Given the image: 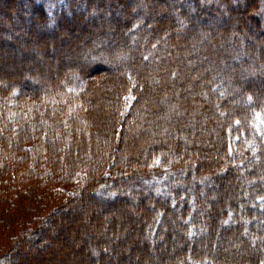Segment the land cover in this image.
Wrapping results in <instances>:
<instances>
[{"label":"trees","instance_id":"16d2710c","mask_svg":"<svg viewBox=\"0 0 264 264\" xmlns=\"http://www.w3.org/2000/svg\"><path fill=\"white\" fill-rule=\"evenodd\" d=\"M0 4V46L52 65L0 72V264L36 261L68 216L92 220L73 230L92 238L83 264H113L130 244L137 264L264 262V89L253 83L264 77V0ZM49 47L84 62L53 65ZM100 202L119 215L97 217ZM121 228L129 239L114 247Z\"/></svg>","mask_w":264,"mask_h":264},{"label":"rangeland","instance_id":"374dc122","mask_svg":"<svg viewBox=\"0 0 264 264\" xmlns=\"http://www.w3.org/2000/svg\"><path fill=\"white\" fill-rule=\"evenodd\" d=\"M9 7L3 4H0V12L1 11H5L8 10ZM114 10L113 9H109L107 13H112ZM207 21H213L214 20H205V21H201L200 24H204ZM108 23V22H107ZM106 23V24H107ZM234 23V22H233ZM100 24V23H99ZM14 25V24H13ZM100 26V25H99ZM252 27V24L250 25ZM21 32V31H20ZM87 29L84 30L82 28H76L75 30H73L72 32V37H83L84 34H86ZM7 33L9 34H15L16 31L12 30V29H8ZM22 33V32H21ZM214 33L211 32V34ZM5 36V35H4ZM7 36H5L6 38ZM24 39L22 40L21 43L27 42L29 41V38L27 35L24 34ZM206 36L198 34L197 38L199 39H204ZM2 38H4L2 36ZM55 39H57V41L59 39H66L64 43H61L60 45H57L56 49L59 51H62L64 49H66L69 41L67 40L68 37L67 36H62V35H55L54 37ZM7 39V38H6ZM264 39V36H263ZM70 40V38H69ZM39 41V39H38ZM18 47L22 50H24L20 45H18ZM260 50L264 49V45L259 46ZM17 49V50H16ZM18 48H16V46L13 47H6V46H0V72H6L9 71L10 72H14V71H20L21 67H25L27 66H32L34 67V65L37 63V65L42 66L44 68V70H49L50 68H52L51 66L48 65H44V63H41L40 61H38V59L40 60V58H36L34 57V53L32 52V50L27 51L28 55L25 57L24 61L19 59V53H18ZM51 48L49 47V50L47 51V59L52 61V64L56 65V63L58 64L60 61H63L64 59L59 58L57 55L59 53V51L56 53V57H50V52ZM58 57V58H57ZM37 59V61H36ZM83 59V58H82ZM80 58H76V57H70L69 59H66L64 61H72V62H76V61H80L84 62V59L82 60ZM34 62H36L34 64ZM223 63V62H222ZM222 65V64H221ZM232 74L236 75L237 80L239 82L240 85L243 84L244 81H246V79H248V76L246 74H240L239 72H233L231 71ZM253 83L255 85L260 86L259 88L264 89V77H262V79L254 81ZM224 85L225 87H234L235 85L232 84L231 81H229L228 79H224ZM132 96L130 94L126 95L124 97V102H123V106H122V110L123 113H125V111L127 110L130 102H131ZM257 129L258 131L261 133V131H263L264 133V119H260L258 120L257 123ZM159 170V169H158ZM209 198L211 200L219 198L218 196V192L215 189L214 191H212V193L210 194ZM126 202L128 204H134V199L132 198H127ZM88 204H82L81 206L77 207V209H75V211L73 213L76 214H82L83 211L85 210V208H87ZM108 211L111 212L110 213V217L114 219L116 216H118L119 214H117L115 211L112 212L111 207H108L107 204L105 203H101L100 202V206L96 211V216L100 217L101 215H103L102 211ZM98 213V214H97ZM76 218V217H75ZM73 217H66V223L57 227L56 230L52 231L51 233V238H52V243H50V250L49 251H39V252H35L32 251L31 255H35V259L36 261H30L28 258V256H25L24 259H21L19 261L18 264H83V262L86 259V256H83L82 251L84 248L89 247L92 244V238H87V237H74V228L75 227H79V228H84L86 230H89V226L92 223V220L90 222L88 221H78L77 218L75 219ZM95 219V218H94ZM108 219H105V221ZM132 222V218L130 220ZM89 225V226H88ZM107 232H109V227L107 229ZM110 234V232H109ZM130 235V230L129 229H125V228H121V232L117 233V235H113L110 236V241L114 244V247L116 246L114 242L116 243H120L121 240H123L124 238H128ZM129 239V238H128ZM140 244V243H139ZM64 245H66V247L69 248L68 251L64 252ZM113 247V248H114ZM128 250H125V256L123 259L120 260V256H118V247L114 248L115 251V256H111V261L113 262V264H120L121 262H131L133 261L134 264H137L138 259H134L132 260L131 257H129L130 255V250L133 249L132 248V244H130L127 248ZM126 253L128 255H126ZM117 254V255H116ZM93 253H92V255ZM156 260L152 259L149 262H147V264H155Z\"/></svg>","mask_w":264,"mask_h":264},{"label":"snow or ice","instance_id":"6c2138e0","mask_svg":"<svg viewBox=\"0 0 264 264\" xmlns=\"http://www.w3.org/2000/svg\"><path fill=\"white\" fill-rule=\"evenodd\" d=\"M249 99H251V97H249ZM262 264H264V262H262Z\"/></svg>","mask_w":264,"mask_h":264}]
</instances>
